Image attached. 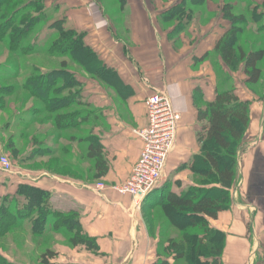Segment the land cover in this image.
<instances>
[{
    "label": "crops",
    "instance_id": "0c3cea01",
    "mask_svg": "<svg viewBox=\"0 0 264 264\" xmlns=\"http://www.w3.org/2000/svg\"><path fill=\"white\" fill-rule=\"evenodd\" d=\"M170 3L123 0L122 14L112 19L99 10L100 4L95 0L66 2L69 25L84 33L85 45L116 75L115 90L84 74L80 81L83 101L99 104L104 118L94 135L108 164L102 180L111 186L123 183L138 160L142 143L135 131L147 125L143 103L155 92L164 93L180 114L175 145L164 173L170 180L183 181L185 186L193 183L189 166L200 153L197 135L202 129L194 96L200 92L202 108L211 103L219 84L215 67H223L218 57L214 61L210 60L212 56L201 58L213 53L230 22L220 7L216 13L201 17L195 30L184 22L163 18L164 12L177 5ZM200 4L207 10L205 2L197 5L202 9ZM261 68L260 82L251 87L245 84L246 76L240 70L230 73L236 95L248 103L249 122L237 153L236 182L229 191L231 204L216 219L207 220L211 229L224 234L221 264H264V64ZM73 146L72 155L62 162L75 165ZM48 159L36 158L37 162ZM179 168L182 169L177 172ZM75 169L71 167L73 172ZM88 170L83 166L76 169L74 176H70V170L68 176L40 171L35 179H10L9 186L4 181L3 195L15 192L20 184L35 186L50 193L55 210L79 215L82 231L95 239L97 252L74 248V254L77 249L81 251L73 260L61 258L67 264H184V260L175 261L172 252L161 256L159 229L152 235L147 232L144 207L137 211L131 197L119 195L112 188L95 191L87 178ZM153 194L154 191L145 201L152 199ZM173 237L175 234H171Z\"/></svg>",
    "mask_w": 264,
    "mask_h": 264
},
{
    "label": "trees",
    "instance_id": "16d2710c",
    "mask_svg": "<svg viewBox=\"0 0 264 264\" xmlns=\"http://www.w3.org/2000/svg\"><path fill=\"white\" fill-rule=\"evenodd\" d=\"M8 1L0 0V5ZM33 1L36 2L35 6L27 9L25 4L21 5L14 14L0 23V41L6 43L8 49L16 55L35 53L31 48L32 45L26 46L25 43L28 37H31L34 27H39V21L42 20L43 24L47 22L45 15L41 13L29 16V12L43 10V0ZM33 1L29 0L26 5ZM195 1L199 3L201 0ZM243 1L249 5V1ZM232 4L228 2L223 5L222 14L230 22V28L219 39L211 53L218 57L223 65V67H215L219 76L215 99L202 108L199 104L200 92L194 96L197 120L202 125L201 132L197 135L201 149L192 159L189 169L196 175L197 184L188 187L180 194L169 191L168 187L161 189L155 192L148 202L144 199L142 204V207L150 213H154L158 207L162 208L163 215L167 219L166 243L174 254L175 261L184 260V264H221L224 234L211 229L207 220L216 219L217 215L227 210L231 204L229 191L236 182L237 153L249 122L248 103L240 100L236 95L234 87L230 84V73L237 72L240 66V71L246 76L245 84L248 87L257 85L262 77L264 47L244 49L248 44L246 41L240 45V40L250 25L249 22L255 21L259 16H256L253 9L249 12L250 18L236 16L235 12H239L240 9ZM185 10V5L179 4L162 15L165 20L174 21V18L178 19L180 13ZM35 22L36 25H33ZM64 23L65 21L58 20L49 25L48 30L53 32L44 39L46 54L67 56L69 62L71 61L70 63L82 74L93 80L102 81L108 88L115 90L117 81L114 71L107 68L85 45L84 33L77 32L72 27L67 28ZM251 35L264 36V22ZM211 54L204 55L201 60L209 58ZM67 66L66 61H62L61 68L28 78L22 84L24 91L29 94L28 97L31 96L30 98L37 102L38 108L32 110V114H39V118L41 117L40 123L38 121L39 129L30 134L31 142L33 141L39 150L26 153L25 159L29 160L31 156L36 157V154L40 153V157L49 158L44 164L45 169L59 173L60 166L65 165L66 169L64 168L62 172H69L75 165L61 161L63 158H68V148L50 145V142L61 138L69 144L75 141L86 142L85 159L93 163L94 180H99L106 175L108 164L103 147L94 135L96 129L94 124L98 121L102 123L104 118L100 115V110L83 101L82 85L75 72H71ZM221 76L223 79L220 80ZM15 118L19 119L14 125L16 128L31 125L29 121H23L19 115ZM48 125L57 131L55 135L47 133ZM74 130H81L80 132L86 135L77 139L72 134ZM26 134L29 133L23 131L14 133L8 141V147H12L16 140H24ZM46 134L47 137H44ZM12 148L17 151L16 148ZM56 153H59L60 157L54 158ZM17 196L22 197L23 201L20 202ZM50 197V193L35 186L18 185L14 198H2L9 203L7 206L0 205V237L27 222L34 236H43L51 231L66 232L70 236L72 246L83 244L88 250L97 252L95 239L82 231L79 215L73 211L59 212L54 208L51 209ZM50 219L52 224L48 226L47 221ZM146 220L149 224L153 221L152 216L149 215ZM169 228L175 237L171 238ZM54 256V253H45L42 256V264H50L48 258ZM157 264H166V262Z\"/></svg>",
    "mask_w": 264,
    "mask_h": 264
},
{
    "label": "rangeland",
    "instance_id": "374dc122",
    "mask_svg": "<svg viewBox=\"0 0 264 264\" xmlns=\"http://www.w3.org/2000/svg\"><path fill=\"white\" fill-rule=\"evenodd\" d=\"M28 1L29 0H9L8 3L0 5V23L7 19V17H9L11 14H14L16 9L21 5L25 4V8L27 9L35 6L36 2H34L33 0V2L29 3V5H26ZM95 1L96 3L98 2L100 4V6L97 5L99 10H104L105 14L113 17L112 19H114V16L119 17V15L122 14L123 0ZM245 1H249V5H246L243 0H201L199 3L205 2V4H207V10H205V7H203L202 4H200V6H202V9H199L197 7L199 3H196L195 0H167V3L171 2L173 5H175V3H177V5H185L186 10L180 13L178 19L174 18V21H176L177 23L184 22V25L188 24V26H191V28L195 30L198 27L197 24L201 17H206L208 15H211L212 13H216L217 9H219L220 7L221 9L223 8V6H220L221 4L226 5L228 2H234L235 7L238 6V9H240L239 12H235V15L242 16L244 18H250L251 13L249 12L253 9L256 12V16H259V18H254L255 21L249 22L250 25L247 27L249 28V30L246 28L247 32L241 38L240 45H243V42L246 41V43L248 44L244 47V49H256L258 47H264L263 35L258 37L251 35L252 32L258 29L264 22V5H262L264 3V0ZM66 2L67 0H43V10H34L33 12H29V16L34 13H41L42 15H45V19L47 20L45 24H43L42 20L38 22V25L40 24L39 27H34V30L30 34L31 37H28L25 43L26 46L31 44V48L33 51L35 50V53L32 52L26 53L25 55H16L8 49L6 43L0 41V159L2 156H5L8 158L11 164V169L8 171L2 169L0 165V205L2 206H7L9 203L8 200H3L2 198H14L17 191L16 189L15 192H12L11 194L3 195V187L5 184L4 181H6L9 186V184L11 183L10 179H12V182L25 178L35 179L37 172L46 171L48 174H51L52 172V169L47 170L44 168L45 162H43L42 160L37 162L36 158L40 156V153H37L36 157H34V155L31 156L29 160L25 159L26 153H30L32 151L34 153L35 150H39V148L35 147L34 142H31V135L33 132H36L39 129L38 121L40 123L41 117L39 118V114H32V110L38 108V105L35 99L30 98L31 96L28 97L29 94L24 91V89L22 88V84L28 78H33L38 75L40 76L41 74L44 75L49 70L61 68L60 63L62 61H66L68 65L67 67L71 70V72H75V74L77 75L76 77L79 79V81H82L84 77L80 70L74 67L73 64L70 63L71 61L69 62L67 56H52L50 54H46L44 50V39L49 37V35H51L53 32L48 30L49 25H51L55 21L63 20L65 21V27H71L67 18L68 10ZM174 7L175 6L169 9H172ZM199 10L201 12H199ZM222 12L223 10L221 11V13ZM199 13L202 16L198 15ZM20 16L24 17L23 15ZM17 17L18 16H16V18ZM36 23L37 22H35V24L33 25H36ZM211 56L213 59L210 60L214 61V58H216L215 55L211 54ZM238 69L240 70V66L238 67ZM221 79H223V76L220 77V80ZM93 107L97 110H100L99 104H96V102L93 104ZM18 115L19 117H22L23 121H29V124L31 125L28 127L17 126L16 128V126L14 125H16V122L19 121V119H16L15 116L18 117ZM100 115L102 116L101 113ZM101 124L102 123H100V121L95 122L94 127L98 129V127H101ZM81 130L72 131V134H74L75 138H82L86 135L80 132ZM22 131L23 133L28 132L29 134H26V138L24 140L20 139L14 142L12 147L16 148L17 151H15L12 147H8L7 144L8 141L11 140L12 135L14 133L16 134ZM47 133H49V135H55L57 131L49 126V131ZM66 135H68V133ZM44 137H47V134ZM73 144H75V157L73 158L75 159L74 163L76 165L73 166V168L80 169L84 166L86 167V170L89 169L88 171H86L87 174L90 173L89 177L87 176V178L92 184L91 186L95 191H105V188H112L116 186L106 184L102 179L94 180L93 163L85 159V147L87 145L86 142L81 143L80 141H75L74 143L69 144L62 138L58 141L50 142V145L66 146L68 148V153H71V155L73 151L72 148L74 147ZM56 156L60 157V154L56 153ZM71 160L73 159L70 158V161ZM60 168L61 169L59 171L61 172H59L58 174H60V176H68V172H62L64 171V168L66 169L65 165H61ZM76 169L75 172L71 170L70 176L75 175ZM181 169L182 168H179L177 172H180ZM190 172L193 175V183L189 182L190 185L186 186L183 185V181H173L172 179L170 180L167 177V174L164 173V176H162V182H160L158 190L154 191V193H157L158 191H161V189L163 190L167 187L169 191L174 193L176 192L177 194L184 192L188 187H191V185L197 184V179L195 178L196 175L191 170ZM13 187L15 186L13 185ZM101 187H103V189ZM17 198L20 202L23 201L22 197L17 196ZM51 203L52 202H49V207L53 209ZM149 215L152 216L153 221H150V223L148 224L146 219L147 217H149ZM143 216L144 222L147 226V232L150 235L154 233L156 228L159 229V243L161 247L159 253H161L162 257H167V254L171 253L172 251L169 250V247L166 243L167 219L163 215L162 208L158 207V210L156 212L154 210V213H150L145 210ZM51 221V219L47 221V223H49L48 226H51ZM168 230L169 234H171V229L169 228ZM69 237L70 236L66 232L61 233L55 231L47 232L43 236L39 237L34 236L30 230L29 223L25 222L17 228L8 231L4 236L0 237V264H42V256L47 252L54 253L55 255L54 258H48V263L67 264L61 258L70 257V259L73 260V256L79 255L77 254V252L81 251L77 249L76 253L74 254V248H83L86 251L93 253V251L88 250L83 244H79L76 247L72 246L70 244L71 242ZM69 250H71L72 253H69Z\"/></svg>",
    "mask_w": 264,
    "mask_h": 264
},
{
    "label": "built area",
    "instance_id": "2783aa9c",
    "mask_svg": "<svg viewBox=\"0 0 264 264\" xmlns=\"http://www.w3.org/2000/svg\"><path fill=\"white\" fill-rule=\"evenodd\" d=\"M143 104L147 125L135 131L142 143L140 155L128 178L112 187L119 195L131 197L136 210H140L144 199L159 188L180 122V114L164 93L151 94ZM0 165L5 171L11 169L5 156L1 157Z\"/></svg>",
    "mask_w": 264,
    "mask_h": 264
}]
</instances>
